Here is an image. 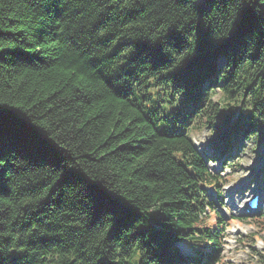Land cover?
Returning <instances> with one entry per match:
<instances>
[{"label":"trees","instance_id":"16d2710c","mask_svg":"<svg viewBox=\"0 0 264 264\" xmlns=\"http://www.w3.org/2000/svg\"><path fill=\"white\" fill-rule=\"evenodd\" d=\"M217 121L264 133V0H0V264H220Z\"/></svg>","mask_w":264,"mask_h":264},{"label":"rangeland","instance_id":"374dc122","mask_svg":"<svg viewBox=\"0 0 264 264\" xmlns=\"http://www.w3.org/2000/svg\"><path fill=\"white\" fill-rule=\"evenodd\" d=\"M217 98L218 95L213 99ZM237 120L242 122L246 118L240 113L234 115L229 126ZM217 123V128L199 123L192 129L191 136L196 149L210 158L209 168L220 177L218 187L205 189L214 210L228 224L220 264H257L259 258L256 253L264 252V199L257 216L246 215L240 210L239 203L246 205V198L255 192L257 186L264 184V133L255 129L236 142L231 140L229 151L219 158L214 146L224 144L228 135L224 124L221 121ZM179 246L186 250L184 245Z\"/></svg>","mask_w":264,"mask_h":264},{"label":"bare ground","instance_id":"6f19581e","mask_svg":"<svg viewBox=\"0 0 264 264\" xmlns=\"http://www.w3.org/2000/svg\"><path fill=\"white\" fill-rule=\"evenodd\" d=\"M255 189H256L257 193H259V194L263 193V188L261 186H257ZM239 204H242V202H240Z\"/></svg>","mask_w":264,"mask_h":264}]
</instances>
